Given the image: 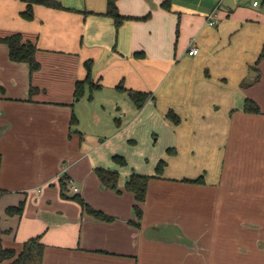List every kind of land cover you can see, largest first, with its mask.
<instances>
[{"label":"crops","instance_id":"0c3cea01","mask_svg":"<svg viewBox=\"0 0 264 264\" xmlns=\"http://www.w3.org/2000/svg\"><path fill=\"white\" fill-rule=\"evenodd\" d=\"M59 1L64 9L36 4L29 20L24 2L0 0V39L20 33L41 64L31 73L0 40L3 246L17 256L39 237L42 264H264V5L117 0L127 18L116 26L108 0ZM87 60L92 82L76 98ZM87 90L93 100L78 104ZM130 90L150 93L143 107ZM100 109L114 116L102 133ZM141 140L158 147L151 159ZM99 167L118 172L116 189ZM133 173L151 176L144 201L126 188Z\"/></svg>","mask_w":264,"mask_h":264},{"label":"trees","instance_id":"16d2710c","mask_svg":"<svg viewBox=\"0 0 264 264\" xmlns=\"http://www.w3.org/2000/svg\"><path fill=\"white\" fill-rule=\"evenodd\" d=\"M21 1L26 4L25 10L22 12V16L25 19H29V20L34 17V6L36 4H41L47 7L58 8V9L65 8L59 0H21ZM116 1L117 0H108V8H107L106 14L111 16L114 19L116 26H119L122 23V21L127 17L121 15L118 12ZM0 40L8 44L9 56L12 60L27 62L29 64L31 73H33L34 71H37L40 68L41 64L36 59V51L38 49L36 43L30 42V41H24L20 33L11 34V35L2 37ZM263 56H264V48L261 53L260 59ZM85 65L87 67V76L83 81H78L76 84L75 94L77 97H80L82 93L84 92V85L87 82H92L91 80V60H87L85 62ZM31 91L32 92L34 91L33 87ZM129 94L138 108L143 107L147 99L150 96V93L141 92V91H133V90H130ZM90 97H92V95ZM245 109L248 112L260 113V107L252 99L246 100ZM167 117L171 120L172 123H175V124L181 120L180 117L176 113H173L172 111H170L167 114ZM73 121L74 122L77 121L76 116H73ZM113 158L119 164L124 165L127 163L123 155L116 154ZM164 165H165L164 160H161L158 163L157 168H156L157 175L161 173ZM96 171L98 173L99 178L101 179L102 183L105 186L112 188V189H116L118 187L119 174L117 171L110 170L104 167L96 168ZM150 178H151L150 175L133 173L131 174L128 181L126 182V188L135 194L136 199L138 201H144L146 197V191H147L148 182ZM199 180L200 178L196 179V181H199ZM67 181L66 183L64 182L62 185V192H63V195L65 196L67 195L65 191L68 190L67 183H69V181L68 182ZM73 198L82 204L84 210L94 215L95 217L106 219V220H109L112 218L111 216L106 215L103 212L94 209L80 195L76 194L73 196ZM23 209H24V202H21L19 206L8 207L7 212L8 213H21ZM135 209H136V213L138 217H141L142 216L141 207L136 204ZM44 249H45V245L44 243L41 242L40 238L33 237L25 243L23 250L17 256H15L14 249L6 248L3 246L2 239L0 236V263L4 262L5 260L11 259V261L8 264H42L43 256H44Z\"/></svg>","mask_w":264,"mask_h":264},{"label":"rangeland","instance_id":"374dc122","mask_svg":"<svg viewBox=\"0 0 264 264\" xmlns=\"http://www.w3.org/2000/svg\"><path fill=\"white\" fill-rule=\"evenodd\" d=\"M253 1H254V0H248V1H247V4H252ZM257 2L260 3V5H259V9H260V8L264 5V0H257ZM255 9H256V8H255ZM257 9H258V8H257ZM65 88H66V87H63V88H61V90L65 89ZM89 95H90V91L87 90V91H86V94L82 97L81 102L78 103V104L88 103V102H90L91 100H93V99H90V98H89ZM76 98H78V97H76ZM100 99H101V97H100ZM89 100H90V101H89ZM95 100H96V99H95ZM95 103H96V102L93 103V105H92V109H91L93 112L95 111V109H94ZM116 108H117V106L115 105L114 110H111V111H113L114 115L118 116L119 114H115V112L117 111ZM111 109H112V107H111ZM100 112H103V116H104V117H103V122H101V124H105L104 130L100 131V133H102V132H106V131H107L106 118H107V119H108V118H109V119H113L114 116L111 115L110 113H107V111H102L101 109H100ZM85 113H86V115H89V113H90V109H89V108H86V109H85ZM130 143L133 144V141L130 142ZM139 144H140V151L143 152V153H145V155H146V157H148V159H151L152 156L155 155V150L158 149V147H155V148L152 147V145L150 144V142H148L147 140H141V142H139ZM134 145L137 146V142L134 143ZM156 146H158V143L156 144ZM156 153H158V150L156 151ZM70 193H73V192L70 191Z\"/></svg>","mask_w":264,"mask_h":264},{"label":"built area","instance_id":"2783aa9c","mask_svg":"<svg viewBox=\"0 0 264 264\" xmlns=\"http://www.w3.org/2000/svg\"><path fill=\"white\" fill-rule=\"evenodd\" d=\"M254 4L256 5V4H258V2L257 1H255L254 2ZM210 24L211 25H215L216 24V22H217V16H216V13L215 12H212L211 14H210ZM199 52V48L197 47V46H193L191 49H189V54L190 55H196L197 53ZM70 182V181H69ZM75 191H78V187H76L74 184H72V186H71Z\"/></svg>","mask_w":264,"mask_h":264},{"label":"water","instance_id":"95a60500","mask_svg":"<svg viewBox=\"0 0 264 264\" xmlns=\"http://www.w3.org/2000/svg\"><path fill=\"white\" fill-rule=\"evenodd\" d=\"M229 2V3H228ZM233 2V3H235L234 5H236V2H235V0H224V4L226 5V6H228V7H231V8H235V6L233 5L232 6V4L231 3ZM241 3V2H240Z\"/></svg>","mask_w":264,"mask_h":264}]
</instances>
